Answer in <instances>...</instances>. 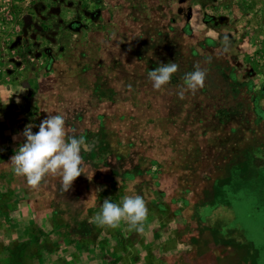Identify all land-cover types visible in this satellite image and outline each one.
<instances>
[{"label":"rangeland","instance_id":"1","mask_svg":"<svg viewBox=\"0 0 264 264\" xmlns=\"http://www.w3.org/2000/svg\"><path fill=\"white\" fill-rule=\"evenodd\" d=\"M48 114L88 145L67 193L10 164ZM263 161L264 0H0V264H257L224 189ZM135 195L143 232L94 222Z\"/></svg>","mask_w":264,"mask_h":264},{"label":"clouds","instance_id":"2","mask_svg":"<svg viewBox=\"0 0 264 264\" xmlns=\"http://www.w3.org/2000/svg\"><path fill=\"white\" fill-rule=\"evenodd\" d=\"M227 51L228 36L224 37ZM179 69L176 62L161 64L155 70L148 72V79L153 89L161 90L167 85L172 75ZM206 73L198 66L183 77L178 95L181 99L187 91L195 93L203 88ZM39 131L33 132V125L25 127L22 135L25 140L15 150L10 159L14 174L26 178L29 187L36 189L46 176H59L61 190L67 193L73 182L85 174L83 168L82 150H87V142L83 136H69L65 128V119L60 114H48L38 125ZM16 139V137H14ZM146 202L140 195L124 196L120 204L106 198L101 211L94 217V222L101 227L117 228L121 222L128 230L143 232V224L147 218Z\"/></svg>","mask_w":264,"mask_h":264},{"label":"crops","instance_id":"3","mask_svg":"<svg viewBox=\"0 0 264 264\" xmlns=\"http://www.w3.org/2000/svg\"><path fill=\"white\" fill-rule=\"evenodd\" d=\"M224 193L232 218L229 228L238 231L256 252V263L264 256V161L251 173L232 174Z\"/></svg>","mask_w":264,"mask_h":264}]
</instances>
